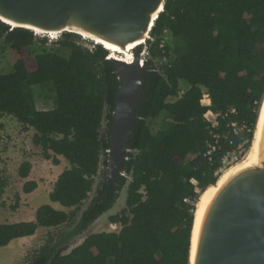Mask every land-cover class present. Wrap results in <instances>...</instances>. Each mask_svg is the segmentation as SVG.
<instances>
[{"label":"trees","instance_id":"obj_1","mask_svg":"<svg viewBox=\"0 0 264 264\" xmlns=\"http://www.w3.org/2000/svg\"><path fill=\"white\" fill-rule=\"evenodd\" d=\"M165 33L172 44L162 47ZM148 40L147 81L137 120L128 141L124 175L99 189L91 206L76 220L89 198L101 164L108 167L114 111L120 81L109 51L75 33H63L55 44L70 51L32 55L47 37L0 22L18 60L14 72L0 75V117L12 116L24 132L34 129V143L46 161L71 168L62 173L50 201L73 212L45 205L35 222L0 224V247L32 237L40 228L51 233L28 264H189L194 214L200 195L220 179L222 159L239 146L250 149L264 97V0H167ZM92 44V48L85 44ZM169 60L159 67L157 62ZM189 89L181 94V83ZM53 84L55 107L39 110L33 88ZM207 94L211 106L202 104ZM235 108L237 114H231ZM219 114L217 128L205 120ZM163 118L152 132L150 121ZM106 120V126L103 123ZM250 130L235 135L233 123ZM3 138L0 133V143ZM215 147L212 161L206 156ZM30 162L19 169L29 177ZM3 184L1 189L4 188ZM38 183L24 187L31 194ZM127 188L126 208L109 217L119 232L91 234L68 254L63 252L102 214L113 208Z\"/></svg>","mask_w":264,"mask_h":264},{"label":"water","instance_id":"obj_2","mask_svg":"<svg viewBox=\"0 0 264 264\" xmlns=\"http://www.w3.org/2000/svg\"><path fill=\"white\" fill-rule=\"evenodd\" d=\"M166 1L0 0V22L11 30L25 29L36 37L52 40L63 33H75L109 51L108 59L113 62L120 81L107 167L110 187L124 175L128 141L147 81V41L152 40V29L165 11ZM107 45L131 50L133 59L127 62L121 57L113 58ZM118 56L125 55L118 52ZM259 112L249 151L256 142ZM258 145V162L232 175L205 207L192 261L196 205L189 264H264V128ZM217 184L218 181L203 193ZM117 202L94 223L111 212Z\"/></svg>","mask_w":264,"mask_h":264},{"label":"rangeland","instance_id":"obj_3","mask_svg":"<svg viewBox=\"0 0 264 264\" xmlns=\"http://www.w3.org/2000/svg\"><path fill=\"white\" fill-rule=\"evenodd\" d=\"M60 37V36H59ZM58 37V38H59ZM48 44L43 46L36 44L29 49L30 54L39 55L46 52H57L63 56H69L70 51L55 44V40L48 38ZM172 44L169 33H165L162 38V47ZM92 48V44H85ZM149 54H146V59ZM18 60L17 55L11 51L10 44L5 40H0V75H8L14 72V65ZM169 60L157 62L159 67L167 64ZM181 94L185 93L189 86L181 83ZM36 105L39 110H52L55 107L56 91L53 84L35 86L33 88ZM261 107V105H260ZM260 110V108H259ZM152 132L157 133L165 125L163 118L150 121ZM106 126V120L103 127ZM0 133L2 142L0 143V224H14L21 222H35L37 210L45 205H50L54 209L64 212H73V209H66L58 203L50 201V194L59 176L71 168L70 163L62 156H58L61 164L56 166L53 161H46L42 156V148L34 143L37 132L31 129L29 132L23 131V126L12 116L0 117ZM244 153L240 160L244 158ZM24 162L32 164L31 173L28 178L23 179L19 174L20 166ZM222 174V173H221ZM220 174V176H221ZM219 176V177H220ZM37 182L38 188L31 194L24 193V187L28 182ZM107 182V167L101 164L98 175L95 177L93 190L89 198L78 209L75 221H78L91 204L93 203L99 189ZM4 188L1 189V186ZM127 188H125L118 199L117 206L107 215L94 223L89 230L75 238V240L63 252L68 254L72 249L80 246L86 237L91 234L104 232H119L120 225H113L109 221L111 215H116L126 208ZM69 229L64 226L58 230L40 228L32 237L14 240L7 247H0V264H28L39 249L45 245L51 233L59 234Z\"/></svg>","mask_w":264,"mask_h":264},{"label":"bare ground","instance_id":"obj_4","mask_svg":"<svg viewBox=\"0 0 264 264\" xmlns=\"http://www.w3.org/2000/svg\"><path fill=\"white\" fill-rule=\"evenodd\" d=\"M107 48L113 53V58H123L124 61L131 62L133 59V55L131 50H123L118 48L117 46H112V45H107ZM118 52L120 54H123L125 56H118ZM207 101V102H206ZM202 103L205 106H208L210 104V101L208 98L204 99ZM210 116V115H209ZM264 128V100L262 102V106L260 108L259 112V122H258V128L256 130L255 138L256 142L253 144L254 146L252 149L246 154V156L243 158L242 161L232 165L231 167L227 168L226 170L222 171L220 179L218 180V184L214 187H210L205 193H201L200 199L197 203L198 205V212H197V223H196V229L194 232V237H193V249H192V261L194 259V253H195V246L197 242V236H198V230H199V224L204 212L205 207L207 204L210 202L212 197L217 193L218 189L220 186H222L232 175H234L236 172L239 170L252 166L256 164L259 160V150H258V142L260 140V137L262 135V130ZM259 130V132H258Z\"/></svg>","mask_w":264,"mask_h":264},{"label":"built area","instance_id":"obj_5","mask_svg":"<svg viewBox=\"0 0 264 264\" xmlns=\"http://www.w3.org/2000/svg\"><path fill=\"white\" fill-rule=\"evenodd\" d=\"M208 98L209 99V96L207 94L204 95V99ZM203 99V100H204ZM210 101V99H209ZM203 104V103H202ZM204 105V104H203ZM205 106V105H204ZM211 106V101H210V104L206 107H210ZM230 113L231 114H237V110L235 108H232L230 110ZM210 115V116H209ZM218 117H219V114H215L214 112H212L211 110H209L204 118L205 120L210 124V127L212 129L214 128H217L218 125H219V122H218ZM231 128L233 130V133L235 135H239L241 132L243 131H246L248 130L247 126L245 124H239V123H233L231 125ZM250 132V130H248ZM216 151V148L215 147H212L210 146V149L207 153V157L209 158L210 161H212L213 159V153ZM244 153H247L246 152V149L244 147V145H241L239 146L236 150H234L233 152H230L228 153L225 157H223L222 159V167L221 169L219 170V172H217V175L219 176L221 174L222 171L226 170L227 168L231 167L232 165L240 162L241 160V156L244 154ZM192 183L196 186V192L198 194H201V190L197 187V182L195 180L192 181Z\"/></svg>","mask_w":264,"mask_h":264},{"label":"flooded vegetation","instance_id":"obj_6","mask_svg":"<svg viewBox=\"0 0 264 264\" xmlns=\"http://www.w3.org/2000/svg\"><path fill=\"white\" fill-rule=\"evenodd\" d=\"M48 38V37H47ZM50 39V38H49Z\"/></svg>","mask_w":264,"mask_h":264},{"label":"crops","instance_id":"obj_7","mask_svg":"<svg viewBox=\"0 0 264 264\" xmlns=\"http://www.w3.org/2000/svg\"><path fill=\"white\" fill-rule=\"evenodd\" d=\"M207 102V101H206Z\"/></svg>","mask_w":264,"mask_h":264}]
</instances>
